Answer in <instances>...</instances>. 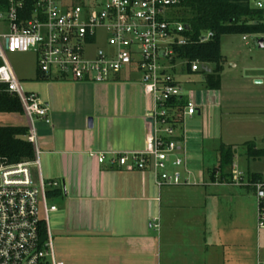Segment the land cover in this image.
Returning a JSON list of instances; mask_svg holds the SVG:
<instances>
[{"label": "built area", "instance_id": "1", "mask_svg": "<svg viewBox=\"0 0 264 264\" xmlns=\"http://www.w3.org/2000/svg\"><path fill=\"white\" fill-rule=\"evenodd\" d=\"M178 2L36 0L28 15L22 12L20 0H9L8 5L0 7V93L19 99L26 137L36 152L32 161L7 164L0 160V264H64L54 256L48 228V214L57 211V206L49 203L46 190L55 188L57 182H46L41 174L37 182L32 175L33 166L39 165L34 120L49 124L48 107L38 94L23 90L6 52L33 53L41 77L105 82L125 68L138 71L142 92L153 100L149 112L153 124L148 122L146 149L123 153L89 151L88 155L102 163L110 154L113 166L149 171L158 187L186 184L188 178L179 169L185 167L183 157H175L171 162L175 169L167 170L169 156L184 152L183 133L174 123L195 114L206 104V97H197L195 91L189 97L176 78L180 72L187 73L188 61L180 57L179 49L193 42L187 27L172 15ZM251 2L264 8L263 0ZM211 36L207 32L198 41ZM242 36L246 39L248 35ZM258 36L264 37V33ZM208 67L198 60L190 62L191 73H198L201 81ZM181 99L184 103L179 107ZM236 168L232 164L230 180L225 182L253 189L257 227L264 228V180H252ZM43 221L46 239H41ZM154 227L158 228L157 222Z\"/></svg>", "mask_w": 264, "mask_h": 264}, {"label": "crops", "instance_id": "2", "mask_svg": "<svg viewBox=\"0 0 264 264\" xmlns=\"http://www.w3.org/2000/svg\"><path fill=\"white\" fill-rule=\"evenodd\" d=\"M31 54L34 57V78L53 82L59 88L61 85L66 87L62 84L65 80L39 76L35 56ZM130 76L135 103L132 105L130 101L124 109L126 111L119 103L109 106L103 115L98 116L97 124L92 117L91 128L86 123L92 113L83 111L79 107V98L72 93L45 100L49 118L53 119L51 130L45 128L41 133L44 154L48 156L45 161H51L49 156L52 153L57 161H71L66 170L61 165L60 174L64 183V174L83 175L84 171H90L94 175L92 187L81 191L77 198L84 202L82 206L87 211L89 202L95 203V218L92 223L85 221L87 223L79 224L80 238L75 239L74 248L69 250L70 264H247L245 227L248 224L241 216L244 209L250 210L251 215L254 212L253 200L248 201L244 195L250 187L233 186L221 179L220 172L213 173L212 169L218 163L212 165L211 161L212 166L205 165L203 138L202 144L189 145L190 140L184 133V121L200 115L202 107L195 114L185 116L178 128V132L183 133L184 152H175L168 158V171L175 169L171 164L175 157L184 158L185 167L179 169L183 177L188 178L186 184L158 187L149 171L111 165L110 154L106 155L104 162L97 160L96 164L85 157L89 151L123 153L146 149L149 127L146 118L150 111L136 105L138 98L144 94L140 74L125 68L113 80ZM23 78L28 79V76ZM253 78H260V83L264 81L262 74ZM33 91L32 88L28 90ZM216 96L219 102L222 101V96ZM121 112H125L122 117L127 120L124 127ZM71 115L72 123L69 121ZM254 146L264 149L255 143ZM218 148L214 144L210 146L213 151L218 152ZM251 173L259 174L264 180L261 172ZM236 186L240 187V191L231 189ZM226 202L233 212L227 221H223V203ZM156 222L158 228L154 227ZM239 244L245 253L242 258L238 255Z\"/></svg>", "mask_w": 264, "mask_h": 264}, {"label": "rangeland", "instance_id": "3", "mask_svg": "<svg viewBox=\"0 0 264 264\" xmlns=\"http://www.w3.org/2000/svg\"><path fill=\"white\" fill-rule=\"evenodd\" d=\"M258 38V35H248L246 39H243L240 34H228L221 37V54L225 61L221 72L222 87L219 91L206 88L198 73L180 72L176 78L181 84L183 93L189 94V97L192 91H195L197 97L201 94L206 97V105L202 106L201 114L195 115L192 120L186 119L183 123L184 133L190 140L189 145H200L203 138V145L205 146L203 161H205V165L209 166L211 161L212 165H217L219 161V154L210 149L211 145H232L235 149L232 164L237 165L236 169L245 173L261 172L264 178V155L252 158L246 153V142L248 141H253L258 147H264V81L256 83L253 78L256 74L264 76V48L258 47ZM6 57L16 76L21 78L20 82L24 91L28 92L32 88L33 92L38 94L43 102L51 96H63L72 93L73 96L79 98V107L84 109L83 111L92 113L88 117H95L96 124L98 116L103 115L109 106L119 103L121 109L124 110L130 101L132 105L135 103L132 84H129L132 80L131 76L125 79L120 78V80L110 79L105 82L65 80L62 84L66 87L61 85L59 88L53 82L34 78V57L30 52H6ZM208 66L212 68L213 64H208ZM25 76H28V79H24ZM217 94L222 96L221 103L216 96ZM136 105L144 111H151L153 107L152 96L141 95ZM123 113L121 112V119L124 121L121 123H124L122 124L124 127L127 120L122 117L124 116ZM72 116L69 118L71 123L73 121ZM82 116L83 114L80 118ZM50 122V124H46L42 120H34L36 145L39 150L37 157L40 158V161L37 167L33 166L32 175L39 182V174H41L46 182H57L56 187L62 190L61 195L49 199L50 204L57 206V211L48 214V228L55 258L63 261L64 264H70L69 250L74 248L75 239L80 238L79 224L83 225L88 221L92 223L95 218L94 212L97 210L95 203L89 202L87 211V208L83 209L84 202L77 198L81 191L85 192L86 189L92 187L94 175L90 171H84L83 175H78V173L64 174L66 191V195H64L60 169L62 165L63 170H66L71 161H57L53 153L49 156L51 161H45L48 156L44 154L41 133L45 128L51 130L52 117ZM138 122L141 123V121ZM25 123L26 120L20 113H0V124ZM85 157L96 164L97 157L88 155ZM211 164L210 166H212ZM232 164L225 167L224 170L231 173ZM239 188L236 186L231 189L240 191ZM245 191L244 195L247 200L251 199L254 203L253 214L249 213L250 210L244 209L241 216L242 220L248 224L245 227L247 229L245 240L248 244L245 247L248 258L247 264H250L251 261L253 264H257L259 261H264V228L257 229V207L253 189L250 187ZM231 212L233 209L230 208L229 204L223 203L222 220L227 221ZM243 221L242 223H244ZM238 233L239 239L240 230ZM238 255L240 258L245 256L244 249L240 244L238 245Z\"/></svg>", "mask_w": 264, "mask_h": 264}, {"label": "trees", "instance_id": "4", "mask_svg": "<svg viewBox=\"0 0 264 264\" xmlns=\"http://www.w3.org/2000/svg\"><path fill=\"white\" fill-rule=\"evenodd\" d=\"M22 12L30 14L36 0H20ZM9 0H0V7L8 5ZM174 19L182 22L188 29L193 42L179 49L180 57L187 59V73L191 74L190 62L213 64L204 72V85L208 89L218 90L221 83V72L225 61L221 54V37L228 34L258 35L264 33V8L253 6L251 0H179L174 5ZM211 32L212 36L199 42L201 35ZM183 99L178 100L179 107ZM0 113H20L22 106L19 99L7 93H0ZM182 119L174 125L180 128ZM25 124H0V160L11 164L20 161H32L36 157L33 144L27 140ZM234 147L221 144L218 148V165L212 172H220L222 180H230L231 173L224 169L233 162ZM246 153L255 158L264 155V149H256L254 143L246 142ZM252 180H260L257 173L246 172ZM64 192V191H63ZM62 194L60 188H49L46 196L51 199ZM41 239H46V225L41 222Z\"/></svg>", "mask_w": 264, "mask_h": 264}, {"label": "water", "instance_id": "5", "mask_svg": "<svg viewBox=\"0 0 264 264\" xmlns=\"http://www.w3.org/2000/svg\"><path fill=\"white\" fill-rule=\"evenodd\" d=\"M257 44H258V47L259 48H264V37H259L257 39ZM207 71H209V69H207ZM255 82L256 83H260L261 82V79H255ZM151 113L148 114L147 118H146V121L147 122H151L153 124V119L152 117L150 116ZM93 126V119L92 117H89L87 119V127L91 128ZM153 126V125H152ZM153 129V127H152ZM63 190L65 191V185H64V182H63Z\"/></svg>", "mask_w": 264, "mask_h": 264}]
</instances>
